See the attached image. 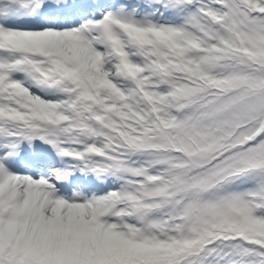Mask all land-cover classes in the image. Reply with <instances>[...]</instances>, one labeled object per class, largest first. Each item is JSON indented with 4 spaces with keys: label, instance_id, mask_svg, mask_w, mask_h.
<instances>
[{
    "label": "snow or ice",
    "instance_id": "6c2138e0",
    "mask_svg": "<svg viewBox=\"0 0 264 264\" xmlns=\"http://www.w3.org/2000/svg\"><path fill=\"white\" fill-rule=\"evenodd\" d=\"M0 264H264V0H0Z\"/></svg>",
    "mask_w": 264,
    "mask_h": 264
}]
</instances>
